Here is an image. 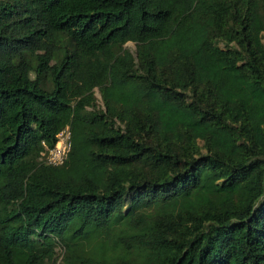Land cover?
Returning <instances> with one entry per match:
<instances>
[{
    "label": "trees",
    "instance_id": "trees-1",
    "mask_svg": "<svg viewBox=\"0 0 264 264\" xmlns=\"http://www.w3.org/2000/svg\"><path fill=\"white\" fill-rule=\"evenodd\" d=\"M263 32L264 0H0V264H264Z\"/></svg>",
    "mask_w": 264,
    "mask_h": 264
},
{
    "label": "built area",
    "instance_id": "built-area-1",
    "mask_svg": "<svg viewBox=\"0 0 264 264\" xmlns=\"http://www.w3.org/2000/svg\"><path fill=\"white\" fill-rule=\"evenodd\" d=\"M69 133L67 128L58 134V140L54 147L42 153L43 161L50 165H59L63 163L70 150Z\"/></svg>",
    "mask_w": 264,
    "mask_h": 264
},
{
    "label": "rangeland",
    "instance_id": "rangeland-1",
    "mask_svg": "<svg viewBox=\"0 0 264 264\" xmlns=\"http://www.w3.org/2000/svg\"><path fill=\"white\" fill-rule=\"evenodd\" d=\"M263 42H264V32H263ZM124 47L129 51H131L132 53H134L135 51V43L132 41L126 42L124 44ZM94 98H95V109L103 110L104 109L103 100L97 87L94 88ZM89 109L91 108L89 107ZM62 255H63V248L60 245H58L55 248V254H54L56 259V264L59 262Z\"/></svg>",
    "mask_w": 264,
    "mask_h": 264
}]
</instances>
